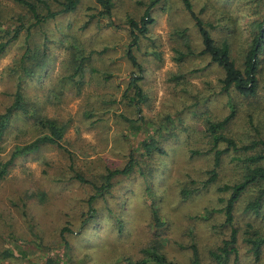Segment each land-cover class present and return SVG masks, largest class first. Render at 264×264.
<instances>
[{
	"label": "rangeland",
	"instance_id": "1",
	"mask_svg": "<svg viewBox=\"0 0 264 264\" xmlns=\"http://www.w3.org/2000/svg\"><path fill=\"white\" fill-rule=\"evenodd\" d=\"M111 1L110 17L100 14L94 0H81L75 11L46 22L50 43L44 58L41 46H34L41 39L37 28L31 45L22 30L0 56V114L12 103L20 74L27 107L26 114L15 110L5 123L0 158L7 160L15 145L48 132L39 118L64 127L62 144L71 153L41 146L17 158L0 181V264H36L62 253L63 264H131L140 259L154 264L153 249L177 264H218L211 252L229 235L219 201L225 194L218 188L237 182L244 169L234 158L238 153H225L216 180L204 185L213 163L206 129L233 108L220 132L238 145L264 139V47L257 94L228 95L221 90L220 67L199 54L200 36L181 1L160 0L139 48L131 49L142 65L139 83L145 100L138 112L128 88L134 68L127 58V19H138L147 0ZM191 2L210 24L214 39L227 41L240 63L264 20V0ZM21 15L29 17L12 0H0V40L20 25ZM143 122L149 128L143 130ZM145 139H154L164 154H146L141 146ZM130 154L135 168L113 179L109 194L94 205V218L80 227L92 188L73 178L70 165L101 183L106 171L123 168ZM257 186H250L236 205L237 254L225 264H264V245L255 256L245 242L248 223L264 235V207L256 215L243 210Z\"/></svg>",
	"mask_w": 264,
	"mask_h": 264
},
{
	"label": "trees",
	"instance_id": "2",
	"mask_svg": "<svg viewBox=\"0 0 264 264\" xmlns=\"http://www.w3.org/2000/svg\"><path fill=\"white\" fill-rule=\"evenodd\" d=\"M17 5L21 6L25 12L29 15L28 19L21 15L19 21L20 25L14 29L4 32L5 39L0 40V56H2L8 49L9 45L16 41L22 30L26 32L27 45H31V35L33 29L37 28L41 31V39L34 43V46H41V50L44 53V58L48 51V44L50 38L46 31L43 29L46 22L53 19L58 14L71 13L77 9L81 0H12ZM183 8L190 14L193 23L197 29V32L201 39L202 49L199 54L205 55L209 58L211 63L216 64L222 71V77L219 79L221 84V90L230 95L231 92H235L243 97L254 96L258 91V73L261 65V53L264 47V20L258 23V31L253 34L251 46L244 52L240 63H236L235 59L231 56V50L229 43L225 40L218 41L214 39L210 32V24H207L202 17L199 16V12L193 9L191 0H180ZM94 2L101 7L100 14L106 17L112 15V1L111 0H94ZM160 2V0H147L146 6L138 19L128 18L129 26V44L127 51V58L133 66V71L128 80V88L132 90L130 96L131 102L135 105L138 112H141L140 104L144 102L145 96L140 86L142 65L138 62L136 57L132 53V48H139V42L142 37L146 36L148 26L153 22L151 16V10ZM53 5L57 9L53 8ZM26 16V15H25ZM264 18V15H263ZM27 19V21L25 20ZM27 22V23H26ZM1 25V24H0ZM31 48L26 49V55H29ZM39 53V52H38ZM37 53V54H38ZM91 52L90 54H92ZM90 58V55H88ZM23 57L20 59V63H23ZM37 59V58H36ZM86 58L81 57L80 61H84ZM38 62L35 64L37 68ZM14 98L12 103L0 114V133L8 121L13 111H21L27 113V107L23 101L22 91V75L20 74L15 86ZM234 114V109L231 108L230 113L218 122H209L207 127V133L211 141V151L213 152L212 168L208 171V178L204 182V185H208L214 182L218 176V168L220 167L222 156L225 153H238L235 155V159L239 161L243 166L242 177L233 184H224L218 188L220 192H223L224 197L219 201L223 203L221 212L224 218V224L229 228V235L227 239H224L222 245H220L215 251L211 252L212 257L218 264H225L229 255L237 254V227L234 223V212L236 205L242 200L245 191L252 185H258L252 198L245 200L243 210L245 212H252L253 214H259L264 207V139L259 141H251L249 144L238 145L237 142L231 137L225 136L220 129L231 119ZM130 121V119H127ZM39 124L47 129L48 132L42 133L36 136L28 143L15 145L9 154L7 160L3 161L0 158V181H2L8 174L10 167L14 164L17 158L27 156L37 151L44 145H55L71 154L62 144L64 135V127L58 125L52 119H37ZM143 124V130L149 128ZM140 126V125H139ZM138 128V126H137ZM141 146L146 152L150 154L157 152L160 155L164 154V151L160 149L154 139H145L141 142ZM220 144L224 147L220 148ZM255 150V153L249 155H241L239 153L245 151ZM136 161L133 160V155L130 154L129 160L123 168L107 170L103 176L101 183H94L91 179L86 178L81 173L75 171L73 165H70V169L73 171V178L83 184H88L92 188V194L86 199V210L81 213L79 226L83 227L89 223L95 216V203L99 199H103L109 194L113 179L119 175H128L135 168ZM152 218L156 221L157 213L155 209H152ZM69 230V229H64ZM246 237L245 242L249 246L250 252L255 256H258L262 246L264 245V235L254 230L252 224L248 223L245 229ZM149 251H146L148 253ZM9 253H11L9 251ZM150 257L154 264H177L175 261L168 259L164 254L153 249L150 251ZM65 260V254L59 256L47 255L43 261L36 264H63ZM195 259V263H196ZM131 264H148L147 259H140Z\"/></svg>",
	"mask_w": 264,
	"mask_h": 264
}]
</instances>
